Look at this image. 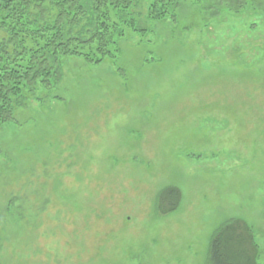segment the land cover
<instances>
[{
  "label": "rangeland",
  "instance_id": "1",
  "mask_svg": "<svg viewBox=\"0 0 264 264\" xmlns=\"http://www.w3.org/2000/svg\"><path fill=\"white\" fill-rule=\"evenodd\" d=\"M148 4L0 127V264H207L231 219L264 264V0Z\"/></svg>",
  "mask_w": 264,
  "mask_h": 264
},
{
  "label": "trees",
  "instance_id": "2",
  "mask_svg": "<svg viewBox=\"0 0 264 264\" xmlns=\"http://www.w3.org/2000/svg\"><path fill=\"white\" fill-rule=\"evenodd\" d=\"M141 1L0 0V127L13 121L14 111L25 107L38 86L50 89L61 76L64 58L91 64L114 58L124 30H136L129 12ZM145 1L147 18L160 20L180 0ZM180 199L176 188L161 190L156 198L160 214L174 212ZM258 252L250 227L231 219L211 236L207 264H257Z\"/></svg>",
  "mask_w": 264,
  "mask_h": 264
}]
</instances>
